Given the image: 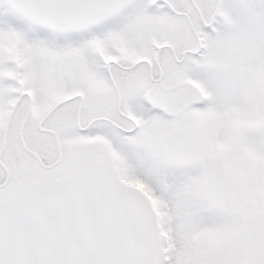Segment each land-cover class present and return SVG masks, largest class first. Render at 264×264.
<instances>
[{
	"label": "snow or ice",
	"instance_id": "6c2138e0",
	"mask_svg": "<svg viewBox=\"0 0 264 264\" xmlns=\"http://www.w3.org/2000/svg\"><path fill=\"white\" fill-rule=\"evenodd\" d=\"M0 264H264V0H0Z\"/></svg>",
	"mask_w": 264,
	"mask_h": 264
}]
</instances>
